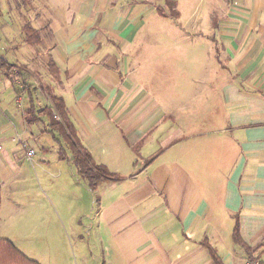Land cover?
Returning <instances> with one entry per match:
<instances>
[{
	"label": "crops",
	"instance_id": "0c3cea01",
	"mask_svg": "<svg viewBox=\"0 0 264 264\" xmlns=\"http://www.w3.org/2000/svg\"><path fill=\"white\" fill-rule=\"evenodd\" d=\"M167 4L175 15L160 13ZM26 24L38 44L24 41ZM1 60L27 75L0 69V237L29 258L43 264L22 247L18 223L51 225L55 214L84 229L73 231L89 251L82 264H215L211 250L223 264H247L237 222L247 245L264 242V0H0ZM24 83L37 108L51 86L82 146L123 178L92 190L72 173L47 118L26 122ZM45 137L73 176L62 195L30 186L31 167L36 177L46 170L36 158L38 146L49 152Z\"/></svg>",
	"mask_w": 264,
	"mask_h": 264
},
{
	"label": "trees",
	"instance_id": "16d2710c",
	"mask_svg": "<svg viewBox=\"0 0 264 264\" xmlns=\"http://www.w3.org/2000/svg\"><path fill=\"white\" fill-rule=\"evenodd\" d=\"M172 2V0H168ZM158 10L163 16L175 15L176 12L159 6ZM24 41L30 45H36L40 42L38 30L26 24L23 26ZM49 72L55 81L59 78L60 70L57 65L50 61ZM24 65L10 62L8 60L0 61V69L9 78H19L23 81L27 73L24 71ZM27 68V67H26ZM24 86H27L24 83ZM34 88L31 85L27 86L28 90V106L25 111V120L28 123L38 122L42 117L47 118L45 123L47 132L51 133L60 145L59 153L62 159L68 160L76 168L77 175L86 180L88 186L94 190L100 183L107 180H121L123 177L120 174L112 173L105 166L94 161L92 155L81 144L77 128L69 114L68 107L61 96L54 93L51 86L45 87V92L48 94L50 102L42 108H37L35 98L32 95ZM22 89V91H24ZM2 202V187L0 185V206ZM234 240L241 244L246 252L249 260L264 259V242L258 248H252L247 245L242 239L240 233L239 222L236 223L233 231ZM215 264H223L214 250H211ZM0 264H40L38 261L29 258L21 250H19L10 240L0 237Z\"/></svg>",
	"mask_w": 264,
	"mask_h": 264
},
{
	"label": "rangeland",
	"instance_id": "374dc122",
	"mask_svg": "<svg viewBox=\"0 0 264 264\" xmlns=\"http://www.w3.org/2000/svg\"><path fill=\"white\" fill-rule=\"evenodd\" d=\"M206 88L207 87L205 85H200V95L206 94ZM42 142H44L45 145H48L49 152L47 154H43L40 147L38 146L36 158L39 159L45 157L44 161L47 162H43V165L45 166L46 170L43 171L41 168H36L38 175V177H36L34 169H32L31 167L30 172H32L31 174L33 175V181H31L30 184L31 189L36 191V193H39L43 190H49L48 193H51V190H54L56 192L55 195L58 193L62 195L63 188L67 189L69 184L73 181V176L70 172L67 171L66 168L60 169V167L57 166L58 159L55 141L45 137L43 138ZM59 162L61 164H65V166L68 164L62 163V161ZM68 166L71 168L72 173L76 171L74 165L68 164ZM78 178L80 177L78 176ZM71 191L72 196L73 190ZM65 198L66 194L63 199H56L55 205L60 208L62 204L69 203ZM15 199L18 202L22 201L23 204L26 206L41 205L40 198L33 201L28 200L27 198ZM70 204L72 205V208L73 206L77 209L78 207H80L82 211L85 207L89 208V205H91V203L84 204L80 200L73 201V199H71ZM51 208L52 207L50 206V212L52 210ZM54 220L55 222H53L51 225H48L45 219H43V222L37 220L20 221L18 223L19 230H17V232L18 234H23L25 240L28 242L25 243L22 247H25L33 257L40 260L43 264H82L81 260L84 251L79 248V245L75 240V234L73 231H76L78 234L85 233L84 229L82 227H79L78 225L69 226L65 219L64 221L66 223V226H64L57 214L54 215ZM230 224L231 233L233 220H231ZM86 250H88V247H86ZM88 252L89 251H86L84 252V254H88ZM90 264H97V262H95V260H92Z\"/></svg>",
	"mask_w": 264,
	"mask_h": 264
},
{
	"label": "built area",
	"instance_id": "2783aa9c",
	"mask_svg": "<svg viewBox=\"0 0 264 264\" xmlns=\"http://www.w3.org/2000/svg\"><path fill=\"white\" fill-rule=\"evenodd\" d=\"M34 150L31 149L28 151V156H33ZM247 264H264V259H257V260H248Z\"/></svg>",
	"mask_w": 264,
	"mask_h": 264
}]
</instances>
